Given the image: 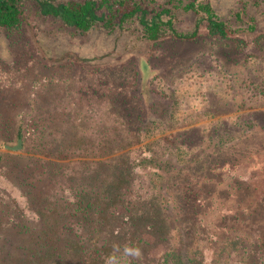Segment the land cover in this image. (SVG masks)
Returning a JSON list of instances; mask_svg holds the SVG:
<instances>
[{"label":"rangeland","instance_id":"rangeland-1","mask_svg":"<svg viewBox=\"0 0 264 264\" xmlns=\"http://www.w3.org/2000/svg\"><path fill=\"white\" fill-rule=\"evenodd\" d=\"M153 1L172 7L180 0ZM200 1L227 25V38L208 35L205 23L194 41L149 42L136 22L111 33L97 28L81 34L43 17L31 0L23 2L21 26L0 28V154L31 164L47 158L51 142L60 139L55 128L79 125V135L99 141L112 137L118 124L127 128L128 142L140 128L143 145L153 143L145 152L136 146L132 157L162 158L182 147L190 154L185 158L202 159L204 169L194 167L191 177L221 178L231 205L240 200L235 179L263 192L264 0ZM197 21L181 9L173 18L181 34L192 32ZM101 129L109 132L103 137ZM18 140L20 150L5 149ZM220 141L228 146L215 147ZM84 160L74 158L71 167ZM234 161L221 171L214 166ZM183 177L177 182L186 186ZM7 252L13 254L8 249L0 256ZM210 261L206 253L204 264Z\"/></svg>","mask_w":264,"mask_h":264},{"label":"trees","instance_id":"trees-1","mask_svg":"<svg viewBox=\"0 0 264 264\" xmlns=\"http://www.w3.org/2000/svg\"><path fill=\"white\" fill-rule=\"evenodd\" d=\"M25 1L0 0L1 29L21 26ZM31 1L43 17L81 34L97 28L111 33L132 22L149 42L194 41L202 23L210 36L229 34L210 4L200 0H180L172 7H156L153 0ZM178 9L198 16L192 32L176 31ZM67 125L65 131L55 128L61 137L51 142L47 158L18 165L0 154V254L13 251L0 256V264H105L114 245L121 247L120 264H204L206 253L209 264H264V190L258 193L235 179L240 200L231 205L233 196L221 190V178L191 177L194 167L204 169L198 166L202 159L185 158L190 154L182 147L162 158L132 157L136 146L142 152L153 146L143 145L140 128L130 143L127 128L118 124L112 137L99 141L79 135V125ZM106 132L99 130L103 137ZM74 158L86 160L71 167ZM237 161L214 166L221 171ZM179 176L186 186L178 184ZM187 205L192 209L185 210ZM125 244L139 247L142 256L123 257Z\"/></svg>","mask_w":264,"mask_h":264},{"label":"clouds","instance_id":"clouds-1","mask_svg":"<svg viewBox=\"0 0 264 264\" xmlns=\"http://www.w3.org/2000/svg\"><path fill=\"white\" fill-rule=\"evenodd\" d=\"M114 251L106 258L105 264H120V257L117 253L121 252L119 245H114ZM122 256L131 259H139L142 256V251L137 246L125 244L122 249Z\"/></svg>","mask_w":264,"mask_h":264},{"label":"water","instance_id":"water-1","mask_svg":"<svg viewBox=\"0 0 264 264\" xmlns=\"http://www.w3.org/2000/svg\"><path fill=\"white\" fill-rule=\"evenodd\" d=\"M21 143H22L21 140H18L17 146H15V147L5 146V149L10 150V151H18L21 149Z\"/></svg>","mask_w":264,"mask_h":264}]
</instances>
